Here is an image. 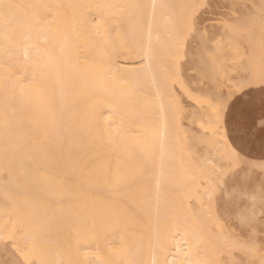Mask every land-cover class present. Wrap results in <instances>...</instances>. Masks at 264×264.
<instances>
[{"label":"bare ground","instance_id":"6f19581e","mask_svg":"<svg viewBox=\"0 0 264 264\" xmlns=\"http://www.w3.org/2000/svg\"><path fill=\"white\" fill-rule=\"evenodd\" d=\"M5 1L0 239L35 256L34 264H233L235 250L254 257L255 247L223 233L216 210L222 181L212 157L230 159L234 149L219 152L224 139L221 147L213 140L212 155H200L183 129V103L169 88L178 82L190 100L203 102L183 85L175 61L201 0H102L97 11L119 23L115 41L80 33L96 12L84 0H28L24 18L18 0ZM39 22L43 31L59 30L57 44L68 48H10L37 46L45 34ZM260 25L261 34L242 35L264 51ZM14 36L26 40H7ZM230 48L242 51L237 41ZM262 83L264 72L251 82ZM194 122L211 134L218 127L210 117Z\"/></svg>","mask_w":264,"mask_h":264},{"label":"rangeland","instance_id":"374dc122","mask_svg":"<svg viewBox=\"0 0 264 264\" xmlns=\"http://www.w3.org/2000/svg\"><path fill=\"white\" fill-rule=\"evenodd\" d=\"M101 1L84 0L96 12L89 25L80 33L89 35L92 37L91 40H118L117 35L121 32L119 23L114 18L108 19L102 11H97L101 8ZM9 2L10 0L5 1L3 6H7ZM197 2V9L195 6L193 11L194 26L183 28L184 45L177 53L175 61L180 68L183 85L203 102L190 100L192 97L178 82L173 81L169 88L183 103V129L200 155L204 156L207 153L212 155L208 145L209 142L213 144V140L219 146L224 139L223 147L219 152H222L225 147L226 150L228 147L234 149L236 155H232L230 151V159H223V154L212 157L216 176L222 181L214 195L217 214L224 226L225 235H231L236 243L256 249L254 257H248L243 252L235 250L233 264H264V83L251 84L256 76L264 72V51H259L254 36L249 40L242 35L244 32L245 34L252 32L253 35L261 34L263 27L260 24L264 21V0H201ZM18 3L16 9L21 18L28 17L30 12L28 0H18ZM3 9L5 11V8ZM0 13V16H3V13ZM42 15L44 14L39 13V17ZM38 31L46 35L36 38L37 46L14 45L10 48L43 50L68 48L57 44L63 39L59 30L43 31L40 27ZM136 32L144 33L145 31L139 29ZM31 33L33 34L34 31ZM20 38L26 40L21 36L10 37L7 40L14 42ZM232 41L240 44L243 53L231 50ZM252 42L254 48L251 45ZM110 47L95 46L94 48ZM215 55L221 56L222 62L215 64L213 59ZM136 60L138 59L120 58L123 64H129L128 66L135 64L134 67L137 65L139 67L141 60L139 59V62ZM204 100L209 103L205 104ZM212 104L215 107V114ZM208 117L216 123V127L218 126L214 134L203 131V128H199L194 122L196 119L204 120ZM201 137L203 138L200 139ZM190 201L194 202L192 199ZM216 230L217 228H214L215 233H217ZM20 254L12 245L11 239H0V264L35 263V256L25 258Z\"/></svg>","mask_w":264,"mask_h":264}]
</instances>
